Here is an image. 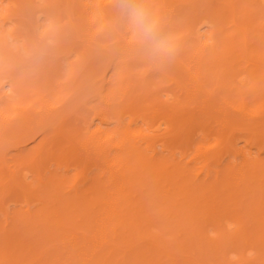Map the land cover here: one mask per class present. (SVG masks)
I'll use <instances>...</instances> for the list:
<instances>
[{
  "label": "bare ground",
  "instance_id": "6f19581e",
  "mask_svg": "<svg viewBox=\"0 0 264 264\" xmlns=\"http://www.w3.org/2000/svg\"><path fill=\"white\" fill-rule=\"evenodd\" d=\"M1 1L0 264H264V0Z\"/></svg>",
  "mask_w": 264,
  "mask_h": 264
},
{
  "label": "clouds",
  "instance_id": "9594fccd",
  "mask_svg": "<svg viewBox=\"0 0 264 264\" xmlns=\"http://www.w3.org/2000/svg\"><path fill=\"white\" fill-rule=\"evenodd\" d=\"M114 7L118 25L130 34L146 60L163 66L176 57L180 35L165 30V21L147 0H114ZM45 31L54 33L56 26L49 24Z\"/></svg>",
  "mask_w": 264,
  "mask_h": 264
},
{
  "label": "rangeland",
  "instance_id": "374dc122",
  "mask_svg": "<svg viewBox=\"0 0 264 264\" xmlns=\"http://www.w3.org/2000/svg\"><path fill=\"white\" fill-rule=\"evenodd\" d=\"M1 3L4 4V2H2V1L0 0V4H1Z\"/></svg>",
  "mask_w": 264,
  "mask_h": 264
}]
</instances>
